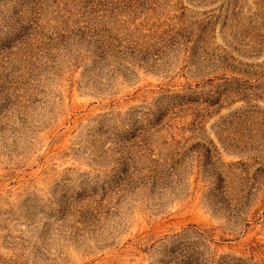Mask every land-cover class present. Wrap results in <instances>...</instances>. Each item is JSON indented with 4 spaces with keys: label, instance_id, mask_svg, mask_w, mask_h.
I'll return each instance as SVG.
<instances>
[{
    "label": "rangeland",
    "instance_id": "1",
    "mask_svg": "<svg viewBox=\"0 0 264 264\" xmlns=\"http://www.w3.org/2000/svg\"><path fill=\"white\" fill-rule=\"evenodd\" d=\"M0 264H264V0H0Z\"/></svg>",
    "mask_w": 264,
    "mask_h": 264
}]
</instances>
